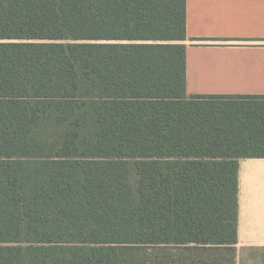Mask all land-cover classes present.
<instances>
[{"label":"trees","instance_id":"16d2710c","mask_svg":"<svg viewBox=\"0 0 264 264\" xmlns=\"http://www.w3.org/2000/svg\"><path fill=\"white\" fill-rule=\"evenodd\" d=\"M131 6L157 13L137 36L186 39V0H0V264L236 251L239 159L264 156V95L187 96L182 42H77Z\"/></svg>","mask_w":264,"mask_h":264},{"label":"crops","instance_id":"0c3cea01","mask_svg":"<svg viewBox=\"0 0 264 264\" xmlns=\"http://www.w3.org/2000/svg\"><path fill=\"white\" fill-rule=\"evenodd\" d=\"M120 3L113 4L134 2ZM156 15L153 7H111L97 17L99 29L109 36L77 42H182L187 96L264 95V0H186L183 41L137 36L149 30L133 31L137 20ZM238 199L235 264H264V156L239 159Z\"/></svg>","mask_w":264,"mask_h":264},{"label":"rangeland","instance_id":"374dc122","mask_svg":"<svg viewBox=\"0 0 264 264\" xmlns=\"http://www.w3.org/2000/svg\"><path fill=\"white\" fill-rule=\"evenodd\" d=\"M131 183L134 186L135 192L137 193V177L135 175L134 172L131 173ZM183 251L186 250H176V249H171V248H163L160 251L157 250V253L161 254V253H165V254H174L176 255L177 258L180 257V254H182ZM156 251L151 250V249H142L138 252L134 253L135 257H139L142 261H144V263L148 264L149 259L151 258L152 254H155ZM214 255H217L218 257H223L226 261V264H235V258H236V252L233 250H228V251H216L215 253H212ZM259 255V253H258ZM184 259H182L179 262H183ZM177 263L176 260L174 262V264H182V263Z\"/></svg>","mask_w":264,"mask_h":264}]
</instances>
